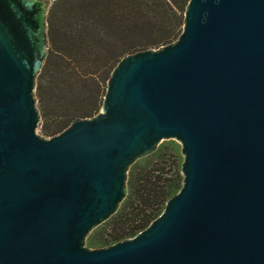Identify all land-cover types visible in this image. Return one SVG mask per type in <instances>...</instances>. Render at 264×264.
<instances>
[{"label": "water", "instance_id": "95a60500", "mask_svg": "<svg viewBox=\"0 0 264 264\" xmlns=\"http://www.w3.org/2000/svg\"><path fill=\"white\" fill-rule=\"evenodd\" d=\"M47 4L0 0V264H264V0H191L173 44L122 59L103 110L42 138ZM183 145V187L136 237L90 250L128 171Z\"/></svg>", "mask_w": 264, "mask_h": 264}, {"label": "trees", "instance_id": "16d2710c", "mask_svg": "<svg viewBox=\"0 0 264 264\" xmlns=\"http://www.w3.org/2000/svg\"><path fill=\"white\" fill-rule=\"evenodd\" d=\"M191 0H59L48 13V52L36 81L42 131L56 137L104 106L113 71L125 57L158 50L182 35ZM171 160L173 178L161 170L128 177L129 194L113 216L111 237L132 239L165 211L184 177ZM158 173V174H157Z\"/></svg>", "mask_w": 264, "mask_h": 264}, {"label": "rangeland", "instance_id": "374dc122", "mask_svg": "<svg viewBox=\"0 0 264 264\" xmlns=\"http://www.w3.org/2000/svg\"><path fill=\"white\" fill-rule=\"evenodd\" d=\"M50 5L51 4H47V8H48L47 12L48 13H49ZM48 13H47V18H48ZM47 52H48V47H47ZM36 99H37V97H36ZM37 104L39 107L38 100H37ZM102 110H101V112H102ZM41 121H42V118H41ZM37 132L42 138L51 139V137L46 136L44 134V132L42 131L41 122H40V125L38 127ZM171 160L174 162H177L176 165L181 170V173H182V167H183V164L185 162V155L183 154V145L178 140H175V139L162 141L157 146V148L154 152H152L151 154H149L145 157H142V158H139L138 160H136L135 163L130 167V169L128 171V177H129V174H130V171L132 170V168H136L137 172L142 173V174H146L147 172L150 173L151 171L153 172L156 170H161V171L165 172L164 177L173 178L174 173L171 172V169L169 166L171 163ZM179 192H180V190L177 189L174 192L173 197L175 195H177ZM128 194H129V188H128ZM120 208H121V206H120ZM120 208H119V210H120ZM113 216L109 220H107L106 222H103L99 226L95 227L90 232V234L87 236V238L85 240V246L87 248H89L90 250H100V249L109 248V247L119 243L114 238H112L110 235V234H112L114 229L118 228V224L113 219Z\"/></svg>", "mask_w": 264, "mask_h": 264}, {"label": "flooded vegetation", "instance_id": "af4514ba", "mask_svg": "<svg viewBox=\"0 0 264 264\" xmlns=\"http://www.w3.org/2000/svg\"><path fill=\"white\" fill-rule=\"evenodd\" d=\"M36 3L39 4H55L57 3L59 0H34Z\"/></svg>", "mask_w": 264, "mask_h": 264}]
</instances>
